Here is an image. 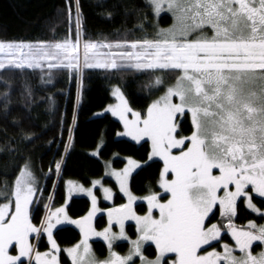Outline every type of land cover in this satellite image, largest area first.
I'll return each instance as SVG.
<instances>
[{"label": "snow or ice", "instance_id": "snow-or-ice-1", "mask_svg": "<svg viewBox=\"0 0 264 264\" xmlns=\"http://www.w3.org/2000/svg\"><path fill=\"white\" fill-rule=\"evenodd\" d=\"M76 6L75 41L0 42V70L46 67L51 76L54 70L66 69L78 79L84 69L92 68L174 73L175 83L146 114L133 111L119 87L113 92L119 103L109 109L123 122L122 134L151 142L148 159L158 157L163 162L159 186L169 198L162 202L159 192H150L143 197L147 213L137 215L133 207L137 197L128 179L141 165L128 158L125 168L110 171L128 202L107 210L108 227L103 231L93 225L99 211L96 195L73 181L68 182L69 199L73 191H87L91 210L72 220L66 206L49 208L37 227L33 212L38 209L32 206L41 189L26 161L12 190L0 193L5 201L0 203V264H25V257L27 264H61L53 230L65 221L82 234L79 243L67 249L71 264H135L134 257L140 258V264H168V254H173L171 264H264V247L259 252L254 249L257 242L264 245V224L234 222L241 198L248 209L264 217L253 203V193L264 198V0H149L157 17L171 13L172 26L159 29L152 39L114 43L82 41L79 0ZM71 11L69 7L70 18ZM155 84H164L163 78L156 76ZM189 115L190 128L184 134L181 118ZM69 133L71 139V129ZM61 163H55L57 173ZM97 184L100 181H94L93 187ZM101 188L105 199H112V190L102 184ZM217 206L226 225L206 223ZM153 210H158V217ZM128 220L135 221L138 237L121 255L113 245L128 239ZM113 224L119 226L118 233L112 231ZM225 231L234 244L225 243L217 250L213 242L218 243ZM33 234L37 238L46 234L50 250L40 251L31 242ZM93 236L106 242V258L99 259L94 252L89 243ZM149 241L155 244V259L143 255Z\"/></svg>", "mask_w": 264, "mask_h": 264}, {"label": "trees", "instance_id": "trees-1", "mask_svg": "<svg viewBox=\"0 0 264 264\" xmlns=\"http://www.w3.org/2000/svg\"><path fill=\"white\" fill-rule=\"evenodd\" d=\"M148 0H79L81 12L82 41L101 43L121 40L152 38L156 31L155 14ZM71 7V18L69 16ZM76 0H0V42H56L65 38L76 39ZM171 15L164 13L160 23L166 24ZM143 25V27H141ZM168 74V73H165ZM156 72L137 71L132 68L84 69L82 78L68 70H54L51 76L42 69L0 70V190L11 191L14 182L26 161L32 160L40 178V192L35 196L33 223L38 225L49 208L60 206L66 199V180L75 178L85 184L104 173V160L113 158L116 167L124 165L127 156L147 160L150 144L144 140L135 142L117 134L123 129L122 122L111 113L98 114L113 101L111 88L122 89L128 106L146 114L152 96L151 86ZM171 76V78H170ZM173 80L175 74H168ZM185 134L190 128V119H182ZM71 129V139H69ZM102 141L99 155L90 150ZM65 146H68L65 151ZM116 154H118L116 156ZM62 161L57 173L55 163ZM163 163L158 159L148 161L131 177L134 193L146 195L159 191L158 179ZM115 203L125 198L116 183ZM167 198L168 194L161 195ZM51 197V199H49ZM4 199L0 198V202ZM253 201L264 209V198L253 195ZM102 204L107 205L106 202ZM46 205L48 207H46ZM139 212L147 210V204L136 205ZM90 200L84 196L73 197L67 212L80 217L88 212ZM209 222L215 219V213ZM263 217L245 206L244 198L237 204L236 222ZM107 223L105 214L97 218V226ZM136 234L134 224H129ZM54 238L61 247L73 245L81 238L73 225H59L53 230ZM44 249L49 244L44 243ZM99 257H105L108 249L104 241L94 240ZM116 247L122 251L129 248L127 241ZM255 248V246H254ZM148 256L156 255L153 244L145 246ZM63 264H71L64 250Z\"/></svg>", "mask_w": 264, "mask_h": 264}, {"label": "rangeland", "instance_id": "rangeland-1", "mask_svg": "<svg viewBox=\"0 0 264 264\" xmlns=\"http://www.w3.org/2000/svg\"><path fill=\"white\" fill-rule=\"evenodd\" d=\"M148 1H149V0H148ZM164 13H168V14L171 15V13H169V12H161V14H160L159 17H157V16L155 15V24H156V26H157V27H156V31H155V33H156L159 29H162V28H163V29H166V28L171 27L172 24H173V22H174V21H173V18H172V15H171V20L169 21V23L161 24V23H160V17H161V15H163ZM154 14H155V13H154ZM155 33H154V35H153L152 38L155 37ZM152 38H150V39H152ZM20 42H23V43H31V42H28V41H20ZM20 42H16V43H20ZM32 44H34V43H32ZM101 51H107V49H102ZM114 51H115V49H114ZM155 72H156L155 78H156V76H161V77L163 78V80H164V84H162V85H156V84H155V80H154V82L152 83V86H151V90H150V92H151V96H152V100H151L150 105L152 104V102H153L154 100H156L157 98H159L160 96H162V95L164 94V92L166 91L167 86H170V85H172V84L175 83V78H174L173 80H170L169 77H167L168 74L162 73V72H160V71H155ZM116 87H119V88H120V86H118V85H113L112 88H111V92H112V96H113V101L110 102V103H109L104 109H102L101 111H99L98 114H100V115H101V114H105V113H111V114H112V112L109 110V109H110V106H114V105H116V104L119 103V100H118L117 97L113 94L114 89H115ZM120 89H121V88H120ZM121 91H122V89H121ZM122 93H123V91H122ZM123 95H124V93H123ZM124 98L126 99L125 95H124ZM174 99H175V102H178V98H174ZM126 100H127V99H126ZM150 105H149V106H150ZM133 111H136V110H133ZM112 115H113V114H112ZM128 115H129V119H131V118H132L131 113H129ZM113 116H114V115H113ZM115 117H116L117 119H119L118 116H115ZM188 117H189V119H190V115H189ZM183 118H185V117H182L181 119H183ZM119 120H120V119H119ZM120 121H121V120H120ZM121 122H122V121H121ZM122 124H123V122H122ZM124 132H125V129H124V125H123V129L120 130V131L118 132L117 136H118V137H125V138H128V139H131L132 141H135V140H133L131 137L122 134V133H124ZM184 134H185V133H184ZM145 140L149 142L150 147H151V142H150L149 140H147V138H145ZM142 141H144V140H142ZM142 141H139V142H142ZM135 142H137V141H135ZM101 146H102V141L98 144V146H97L96 148L90 150V153H91L92 155H95L94 153H96L97 151H99V149H100ZM98 155H99V154H98ZM98 155H95V156H98ZM117 155H118V154H116V156H117ZM149 155H150V154H149ZM128 158H132L133 160L138 161V162L140 163V165H141L140 167H142V166H143L144 164H146L148 161H151V160H153V159H158V160H160L158 157H154V158L151 159V160H149V159H147V160H140V159L134 158V157H132V156H127V157H125L126 161H125L124 165L121 166V167H116V166L114 165V163H113V158L105 159V160H104V173H103L101 176L94 177V178L92 179V182H91V183H89V184H85V183L81 182V181L78 180V179H75V178H68V179L66 180V189H67V193H66V199H65V202H64L62 205H60V206H55V207L51 208V210H52V211H55L56 208L64 207V206H66V210H67V205L69 204L70 200H71L73 197H75V196H84V197H87V198L90 200V208H89V210H88V212H89V211L91 210L92 204H91V197L87 194V191H73L72 196H71V198L69 199V196H68V182H69V181H73V182H75V184H77V185H79V186H83L84 189H89V188H91L92 191H93V193H94V194L96 195V197H97V207H98V209H99V211L97 212L96 216L94 217L93 225H94V227L97 229V231H103L104 228L108 227V216H107V210L110 209V208H113V207H119L120 205H122V204H126V203L128 202V197H127V195H126L124 192H122V191L120 190V185H119V182L117 181L116 177L113 176V175H110V171H111L112 169H115V170H117V171H120V170H122L123 168H125V167L127 166ZM160 161H161V160H160ZM29 162H30V164H31V169H32V171H33V173H34V175H35V177H36L37 187L39 188V185H40V178H39V176H38V174H37V170H36L35 164H34V162H33L32 160H29ZM162 163H163V162H162ZM140 167H139V168H140ZM139 168L135 169V170L132 172L131 176H130L129 179H128V186H129V188H130L132 194H133L135 197H137L136 201L134 202L133 207H134V209H135L137 215H141V216H143V215H145V214L147 213V210H146L145 212H139V211L137 210L136 205H137V203L140 202V201H144V202H146V204H147V201H146L145 199H143V197H145V196L148 195V194H146V195H138V194H136V193H134V192L132 191L131 186H130L131 177H132L133 173H134L135 171H137ZM162 169H163V168H162ZM217 174H218V173H217ZM169 178H171V176H170ZM107 179H111V180H113V181L116 183L119 192H120V193L124 196V198H125V200H124L122 203H120V204H116V203H115L116 189L114 188V186L112 185L111 182L107 181ZM94 181H100V184H97L95 187H93V182H94ZM101 184L103 185L104 188H109V189L112 190V193H113L112 199H110V200H109V199H105V196H104L103 190H102V188H101ZM158 186H159V179H158ZM159 188H160V186H159ZM3 192H6V190H0V193H3ZM152 192H159L161 195L164 194V191H163L162 188H160L159 191H154V190H153ZM36 195H37V194H36ZM253 195L258 196L257 194H254V193H253ZM0 198H1V199H4V197H3L2 195H0ZM168 198H169V195H168L167 198H163V201H162V202H166V200H167ZM4 202H5V201L3 200V201H1L0 203H4ZM102 202H106L107 205L102 204ZM244 202H245V206H246V201L244 200ZM253 203L256 204L254 201H253ZM256 206H257L259 209H261V212H264V209H262L259 205L256 204ZM147 209H148V204H147ZM216 210H217V212L215 213V219H213L211 222H209V221H208L209 219H208V220L206 221V223H207L208 225H211V224H213V223H216V224H224V225H226V224H227V220H224V219L221 217L218 206H217L216 209H214V212H215ZM250 210H251V209H250ZM251 211H252V210H251ZM88 212H87V213H88ZM87 213L84 214V215H82V216L87 215ZM255 213H256V212H255ZM46 214H47V213H46ZM46 214L44 215V217L46 216ZM101 214H105L106 219H107V223H106L104 226H102V227H98V226H97V218H98L99 215H101ZM153 214H154L156 217H158V215H159L158 210H153ZM256 214H257V215H260V214H258V213H256ZM211 215H212V214H210V216H211ZM68 216H69V218L72 219V220L79 219L80 217H82V216H80V217H73V216H71L69 213H68ZM210 216H209V218H210ZM44 217H43V219H44ZM249 221H254V222L257 223V224H264V217H263L261 220H258V219H256V218H250V219H247V220H246L245 222H243V223L236 222V221H234V222H235V224H236L237 226H243V225H247ZM130 223L134 224V228H135V231H136V234H135V235L132 234L131 230L129 229V224H130ZM65 224L73 225L74 227H76V228L79 230V228H78L76 225L71 224L70 222H67V221H65L64 223L59 224V225H65ZM59 225H57V226H59ZM36 226L39 227L40 224H38V225H36ZM79 231H80V230H79ZM112 231L118 233V232H119V226H118L117 224H113V225H112ZM125 233H126L128 239H127V240H124V239L117 240V241L114 242V245H113V250L116 251V252H118V253L121 254V255H126V254L128 253L129 249L131 248V243H130V241H131V240H135V239H137V237H138L137 226H136V223H135L134 220H128V221L125 222ZM81 239H82V234H81V238H80V240H81ZM80 240H79V241H80ZM94 240H102V241H104L103 238H102V237H96V236H93V237L90 238L89 243L92 245V248H93L94 252L96 253V255H97V257H98L99 259H104V258H106L107 255H108V252H107V255H106L105 257H99V256H98V254H97V252H96V249H95V247H94V245H93V241H94ZM79 241H78L77 243H79ZM123 241H127V242L129 243V248H128V250H126V251H122V250H120V249H118V248L116 247V244H117V243H119V242H123ZM31 242H32L34 245H36L37 248H38L40 251H42V252H43V251H48V250H50V248H51V244H50V242L48 241V238H47V235H46V234H41L40 237H38V238L36 237L35 234H33L32 238H31ZM46 242L49 244V248H48V249H44V248H45V247H44V245H45L44 243H46ZM104 243L106 244L105 241H104ZM150 243L153 244V245L155 246V244H154L153 242H151V241L146 242V243L144 244V246H143V255H144L145 257H147L148 259H155V258H156V255L158 254V253H157V250H156V255H154V256H148V255L146 254V252H145V246H146L147 244H150ZM225 243L230 244V245L234 244V241H233L232 238H231V234H230V232H227V231H225V232L222 233V239H221L218 243H217V242H213V247H215L217 250H222V245L225 244ZM75 244H76V243H75ZM73 245H74V244H73ZM73 245H69V246H65V247H61V246H60L61 252H62V250H64V252H65L66 255L68 256L67 249L70 248V247H72ZM257 245H259V242H257ZM257 245H254V246H255L254 249H255L256 252H259V251L261 250V247H264V245H260V246H257ZM106 246H107V244H106ZM208 250L211 251L212 249L209 248ZM61 252H60V261H61ZM13 254H16V253H13ZM237 254H239V253H237ZM68 257H69V256H68ZM69 258H70V260H71V257H69ZM23 259H24V261H25V264H27V258L25 257V258H23ZM133 259H134V261H135V264H140V258H139V257H134ZM166 259L168 260V264H171V260L173 259V254H168V255L166 256ZM61 264H63L62 261H61Z\"/></svg>", "mask_w": 264, "mask_h": 264}]
</instances>
